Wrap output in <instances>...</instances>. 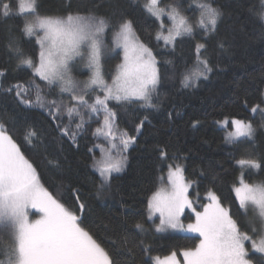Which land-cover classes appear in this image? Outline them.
<instances>
[{
  "label": "trees",
  "instance_id": "16d2710c",
  "mask_svg": "<svg viewBox=\"0 0 264 264\" xmlns=\"http://www.w3.org/2000/svg\"><path fill=\"white\" fill-rule=\"evenodd\" d=\"M70 2L72 11L81 12L93 4V0ZM100 2L103 6L99 14L109 16L113 24L121 16L132 20L137 36L156 56L160 71L158 98L153 99L155 109H146L139 103H109L116 112L118 127L136 139L127 149L122 171L112 174L108 187L100 195L96 194L101 178L93 168L98 156L93 138L83 133L73 143L61 137L43 109L29 108L18 101L14 92L6 91L13 84L32 79L31 70L18 67V57L9 51L8 45L21 48L33 58L39 52V45L34 37L24 36L21 31L26 15L18 14L19 0H11L13 14L8 18L0 14V123L37 168L44 186L73 211H77L79 203L85 204L83 212L77 213L83 222L81 226L106 250L121 253L117 264H155L154 255L180 252L199 244L197 234L167 229L158 232L147 219L148 200L170 165H182L185 178L192 185L189 188L192 201L205 204V194L213 190L225 207H231L233 218L243 222L242 231H249L247 224L257 226L254 215L250 212L243 215L237 207L234 188L239 182L240 170H244L238 161L255 159L264 164V115L250 111L257 104L264 105V25L257 15L264 5L260 0H215V5L224 13L217 30L205 37L194 27L193 35L177 38L173 47L155 39L159 25L143 10L146 0ZM190 2L162 0L161 5H176L194 21L199 15L195 5L192 10L184 11ZM68 3L69 0H38L40 13L49 15L65 14ZM198 44H205L207 51L197 53ZM120 57L116 53L103 60L108 78ZM111 58H114L112 62ZM200 59H206L212 71L207 73V79L201 77L196 87H183L184 74L197 69L204 71ZM37 83L44 87L41 81ZM145 116L147 120L137 131ZM226 117L251 121L256 128L254 142L248 138L228 142L225 128L218 125ZM64 122L67 123L66 118ZM29 128L40 135V143L35 147L22 139ZM161 149L167 153L166 157L161 156ZM245 178L264 183V169L256 173L247 170ZM192 217L189 212L185 216ZM137 221L148 231L136 229ZM250 253L254 264H260L264 255ZM0 259L4 257L0 255Z\"/></svg>",
  "mask_w": 264,
  "mask_h": 264
},
{
  "label": "snow or ice",
  "instance_id": "6c2138e0",
  "mask_svg": "<svg viewBox=\"0 0 264 264\" xmlns=\"http://www.w3.org/2000/svg\"><path fill=\"white\" fill-rule=\"evenodd\" d=\"M260 2L264 5V0ZM193 5L199 13L194 21L176 6H161V0H146L142 8L158 21L155 39L174 47L177 38L193 35L194 27L205 37L214 33L224 15L215 0H191L184 11L192 10ZM102 6L100 0H93L92 6L83 12L72 11L69 0L65 14L49 15L40 13L38 0H20L18 14L33 17L24 21L21 31L24 36L35 38L39 52L33 58L21 48L8 45L9 51L18 57V67L31 70L32 79L13 84L6 90L14 92L21 104L43 109L57 133L73 143L88 123L81 108L97 117L94 134L104 137L108 143L107 147L95 146L102 153L101 158L93 162V168L101 178L97 195L108 187L113 173L122 171L127 160L125 152L136 139L118 128L116 112L109 103H139L146 109H155L157 105L153 99L158 98L156 89L160 83L157 58L137 36L132 20L121 16L120 21L113 24L109 16L99 14ZM0 14L5 18L13 14L11 0L0 3ZM257 15L264 25V9ZM165 18L170 21V26L165 24ZM109 34L113 46L123 51L111 83L105 80L102 65ZM201 50L207 51L205 44L196 46L197 53ZM77 62H84L91 71L86 81L78 82L72 76ZM199 63L204 71L184 74L183 87H196L201 77L207 79L212 68L206 59H200ZM97 92L101 94L90 95ZM65 94L69 97L67 102L62 99ZM258 110L264 113L259 104L250 109L254 114ZM146 120L147 116L141 120L137 131ZM229 123L233 130L227 133L228 142H240V138L254 142L256 128L251 121L227 117L221 121L222 125ZM22 139L32 147L40 143V135L34 128L27 129ZM161 156H167L163 149ZM238 163L264 169V164L255 159ZM56 166L59 167L58 161ZM183 172L179 164L169 166L170 188L161 187L148 200L147 219L158 214L155 230L162 232L171 228L199 234L198 245L182 250L183 264H254L246 244H250L254 252L264 254V183L250 184L241 179L239 186L234 188L241 213L247 215L251 209L256 214L257 226L245 225L252 232L249 235V231H241L243 222L238 223L233 218L231 207H225L215 191L206 193L207 204H194L189 198L192 185L186 182ZM84 208L85 204L79 203L77 211H73L44 186L37 168L0 123V255L4 257L0 264H117L121 253L106 250L89 230L81 226L83 222L77 213L83 212ZM33 209L37 210L38 219H30ZM185 209H190L194 215V222L187 225L183 220ZM134 227L141 232L148 231L139 221ZM124 239L128 244V238ZM156 260L157 264H181L175 251L163 260L159 257ZM260 264H264V256Z\"/></svg>",
  "mask_w": 264,
  "mask_h": 264
},
{
  "label": "rangeland",
  "instance_id": "374dc122",
  "mask_svg": "<svg viewBox=\"0 0 264 264\" xmlns=\"http://www.w3.org/2000/svg\"><path fill=\"white\" fill-rule=\"evenodd\" d=\"M162 1V0H161ZM19 3H20V0H19ZM162 6V5H161ZM174 6H176V5H174ZM177 7V6H176ZM33 17L31 16V15H26V19H32ZM165 24L166 25H169L170 26V21L167 19V18H165ZM165 35H166V33H165ZM106 46H107V50L104 52V55H103V58H102V65H103V74H104V78H105V80H107L109 83H111V77L110 78H108L107 76H106V73H105V66H104V59L105 58H109V57H112L113 55H115L116 53H120V55H121V57H120V59L115 63V66L117 65V64H119L121 61H122V58H123V51L121 50V49H119V48H115L114 46H113V44H112V42H111V39H110V35L108 36V37H106ZM164 42V41H163ZM114 60V58H111V62ZM116 61V60H115ZM114 72H115V69H114V71H113V74L112 75H114ZM195 72H198V69L197 70H194L192 73H195ZM91 75V71L84 65V62H77L76 63V65H75V67H73V69H72V76H73V78L76 80V81H78V82H82V81H86L88 78H89V76ZM111 75V76H112ZM98 94H101V93H99V92H97V93H95V94H90V95H98ZM50 98H52V97H50ZM65 102H67L68 100H69V97L67 96V94H65L64 96H63V98H62ZM263 101H264V95H263ZM89 102L91 103V100H89ZM260 107L261 108H264V105H260ZM81 112L85 115V119H86V121H88V123H86L85 125H84V129H83V131L80 133V134H83V133H86V134H88V135H90L92 138H93V142H95L94 143V149H96V152H98V156H97V159H100L101 158V156H102V153L100 152V150H99V148H97V147H95L96 145H103V146H105V147H107L108 146V143H107V141H106V139L104 138V137H98V136H96L95 134H94V130H95V128L98 126V124H97V117H95L94 115H90V114H88L87 113V110L86 109H84V108H81ZM258 112H260L259 110H258ZM263 115H264V113H262ZM100 119H102V117H100ZM229 120H231V118H228ZM238 119V118H237ZM66 120H67V118H66ZM224 119H222V121H223ZM67 122H68V120H67ZM116 122V121H115ZM116 125L118 126V124H117V122H116ZM218 125H220L221 127H224L225 128V136L227 137V133L228 132H230V131H232L233 130V126H232V124L231 123H229L228 125H222L221 124V121H218ZM119 128V127H118ZM120 130H122L121 128H119ZM80 134H78V135H80ZM240 139H242V138H240ZM132 145V144H131ZM127 150H126V152H125V155L127 156ZM239 162V161H238ZM180 165V164H179ZM238 165H240V166H242L243 167V169L244 170H240V172H239V175H238V178H239V181L241 180V179H243V181L245 182V183H250V184H260V183H263V182H260V181H256V182H250V181H248L247 180V178H245V172L247 171V170H252V171H254L255 173L256 172H258L259 171V169H254V168H252L250 165H248V164H240V163H238ZM170 166H175V165H170ZM182 166V165H181ZM168 171H169V168L166 170V172H165V174H163L162 176H161V178H160V184H159V186H158V188L155 190V191H157L158 189H160L161 187H164V188H170V181L168 180ZM183 175H184V172H183ZM184 178H185V175H184ZM185 180H186V178H185ZM186 182H188V183H190L188 180H186ZM191 184V183H190ZM237 186H239V183L237 184V185H235V187H237ZM154 191V192H155ZM151 197V196H150ZM205 200L207 201L205 204H207L209 201L207 200V197H206V194H205ZM189 198H190V196H189ZM238 199V198H237ZM193 203L194 204H198V202H195V201H193ZM197 210L198 211H202V208H200V207H197ZM148 212H149V209H148ZM191 213V210L190 209H185V214H184V218H183V220H184V223H185V225H187L188 223H191V222H194V215H193V217L191 218V219H189V218H185V216H186V214L187 213ZM248 212H250L252 215H254V218H255V220H256V214H255V212L254 211H252L251 209L248 211ZM31 213H35V214H31ZM31 213H30V219H38L39 218V214L37 213V210H35V209H33V210H31ZM151 223H152V226H153V228L155 229V225L156 224H158L159 223V219H158V214H157V216H153L152 218H151ZM168 231H171V232H173V231H175V232H179V233H188V234H197V235H199L198 233H193V232H189V231H184V230H182V229H171V228H169V229H167ZM242 231V230H241ZM249 235H252V232H250L249 231ZM254 238H257V237H254ZM246 247H249V251H253L251 248H250V244H246ZM176 253H177V258L181 261V264H183V259H182V251H180V252H177V251H175ZM170 254H167V255H163V256H159V255H154L153 256V259H154V263L155 264H157V260H156V258L157 257H159L161 260H163V258L164 257H166V256H169ZM264 255V254H263Z\"/></svg>",
  "mask_w": 264,
  "mask_h": 264
}]
</instances>
